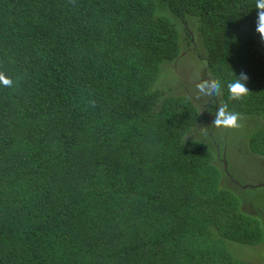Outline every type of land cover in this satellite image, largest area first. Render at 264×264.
<instances>
[{"label": "trees", "instance_id": "16d2710c", "mask_svg": "<svg viewBox=\"0 0 264 264\" xmlns=\"http://www.w3.org/2000/svg\"><path fill=\"white\" fill-rule=\"evenodd\" d=\"M257 15L255 0H0V264H257L235 248L263 241L264 213L212 135L193 137L227 103L264 157ZM187 52L223 82L206 108L159 84Z\"/></svg>", "mask_w": 264, "mask_h": 264}, {"label": "rangeland", "instance_id": "374dc122", "mask_svg": "<svg viewBox=\"0 0 264 264\" xmlns=\"http://www.w3.org/2000/svg\"><path fill=\"white\" fill-rule=\"evenodd\" d=\"M201 60L193 52H187L178 61L165 65L164 72L159 80L162 88H170L175 92H188L197 96L198 104L204 106L206 97L198 95L195 84L203 81L200 77L201 71L197 66ZM202 110V107H199ZM214 112H209L204 122L196 128H200L201 133L193 132V137L198 138L209 134L212 140L219 145L220 153L224 156L227 163L229 175L238 184L231 188L241 196L242 200L251 199L253 203L244 205L249 211L260 210L264 213V157L253 153L249 149L248 136L251 126L257 124L252 118L239 119L238 127L224 128L213 126ZM258 206V207H257ZM264 221V217L262 219ZM244 248V250L240 248ZM236 252L243 259L253 261L257 264H264V239L257 245L243 244L236 248Z\"/></svg>", "mask_w": 264, "mask_h": 264}, {"label": "clouds", "instance_id": "9594fccd", "mask_svg": "<svg viewBox=\"0 0 264 264\" xmlns=\"http://www.w3.org/2000/svg\"><path fill=\"white\" fill-rule=\"evenodd\" d=\"M255 8L258 10L256 31L260 34L261 38L264 39V0H255ZM247 80L248 75L241 72L239 75L235 74L234 79L228 82L227 88L231 99L239 100L248 95L250 91L246 85ZM13 83L14 81L11 77L0 72V85L11 87ZM222 86L223 82L218 79H206L195 84L198 95L208 98H215L219 94ZM214 116L215 119L213 124L216 127L235 128L239 126L238 121L240 113L230 110L227 103L218 105V108L214 112ZM225 162L224 160V165Z\"/></svg>", "mask_w": 264, "mask_h": 264}, {"label": "flooded vegetation", "instance_id": "af4514ba", "mask_svg": "<svg viewBox=\"0 0 264 264\" xmlns=\"http://www.w3.org/2000/svg\"><path fill=\"white\" fill-rule=\"evenodd\" d=\"M219 149V148H218ZM219 155H221V153H218V157L220 158V156ZM221 159H224V156L222 155V157H221ZM261 186H264V185H261ZM250 203H253V201L252 200H250V202H249V204ZM264 225V224H263Z\"/></svg>", "mask_w": 264, "mask_h": 264}, {"label": "water", "instance_id": "95a60500", "mask_svg": "<svg viewBox=\"0 0 264 264\" xmlns=\"http://www.w3.org/2000/svg\"><path fill=\"white\" fill-rule=\"evenodd\" d=\"M225 170H227V167H226V162H225Z\"/></svg>", "mask_w": 264, "mask_h": 264}]
</instances>
